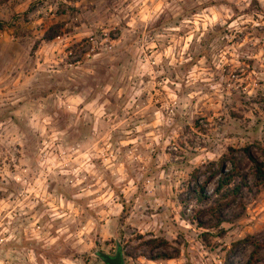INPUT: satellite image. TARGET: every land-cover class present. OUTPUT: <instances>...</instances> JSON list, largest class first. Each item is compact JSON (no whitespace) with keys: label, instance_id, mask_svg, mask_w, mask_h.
Listing matches in <instances>:
<instances>
[{"label":"rangeland","instance_id":"1","mask_svg":"<svg viewBox=\"0 0 264 264\" xmlns=\"http://www.w3.org/2000/svg\"><path fill=\"white\" fill-rule=\"evenodd\" d=\"M0 21V264H264L262 0H0ZM224 157L247 188L219 214Z\"/></svg>","mask_w":264,"mask_h":264},{"label":"trees","instance_id":"2","mask_svg":"<svg viewBox=\"0 0 264 264\" xmlns=\"http://www.w3.org/2000/svg\"><path fill=\"white\" fill-rule=\"evenodd\" d=\"M7 27V23L0 21V32L5 31ZM246 155L248 156V159L252 165V175L254 177L255 186L257 188H264V163L256 160L248 151H246ZM225 162H228L230 165V169L226 171L223 170ZM218 166L220 176L215 188V195L217 197V211L219 214H221L222 210L232 205L241 197L244 189L247 188V183L241 174L238 164L232 157H224ZM191 194L197 203H202L208 200V196L206 195L205 191H203V188L196 186L195 190ZM252 245L254 246L255 253L258 250L264 248V244L252 243Z\"/></svg>","mask_w":264,"mask_h":264},{"label":"water","instance_id":"3","mask_svg":"<svg viewBox=\"0 0 264 264\" xmlns=\"http://www.w3.org/2000/svg\"><path fill=\"white\" fill-rule=\"evenodd\" d=\"M95 257H97L102 264H123L120 252H117L113 257L98 252L95 254Z\"/></svg>","mask_w":264,"mask_h":264},{"label":"clouds","instance_id":"4","mask_svg":"<svg viewBox=\"0 0 264 264\" xmlns=\"http://www.w3.org/2000/svg\"><path fill=\"white\" fill-rule=\"evenodd\" d=\"M262 3H264V0H262ZM252 254H253V249L249 247L243 253V257L242 258L244 260H247L248 258H250L252 256Z\"/></svg>","mask_w":264,"mask_h":264}]
</instances>
